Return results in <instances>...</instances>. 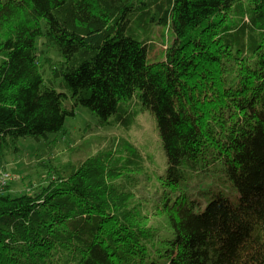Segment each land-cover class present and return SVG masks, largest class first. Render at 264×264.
<instances>
[{
    "label": "trees",
    "instance_id": "16d2710c",
    "mask_svg": "<svg viewBox=\"0 0 264 264\" xmlns=\"http://www.w3.org/2000/svg\"><path fill=\"white\" fill-rule=\"evenodd\" d=\"M154 27L168 29L161 62ZM39 38L61 58L49 81ZM79 107L100 129L151 113L169 228L146 224L131 190L139 154L91 158L0 194V264H264V0H0V171ZM215 174L237 204L200 202Z\"/></svg>",
    "mask_w": 264,
    "mask_h": 264
},
{
    "label": "rangeland",
    "instance_id": "374dc122",
    "mask_svg": "<svg viewBox=\"0 0 264 264\" xmlns=\"http://www.w3.org/2000/svg\"><path fill=\"white\" fill-rule=\"evenodd\" d=\"M149 37L152 41L150 60L161 62L165 58L167 45L165 35L168 29L154 27ZM147 36L141 32V39ZM43 38L37 40L41 70H45V79L51 80L48 59L60 62L61 58L55 48L47 47ZM59 90V87L56 88ZM130 130L121 128H98V119L87 109L79 107L75 116L67 118L64 130L50 135L47 139L35 141L21 140L20 155L6 158L0 171V186L2 194L12 196L38 192L45 186L50 177V169L73 163L76 165L88 159L101 157L102 161L111 155L115 161H124L130 153L139 154L138 159L142 169L133 173L135 187L131 188L136 195L141 209L147 216L146 224L166 231L169 223L163 208V197L171 189L162 177L166 174L167 158L162 147L156 122L149 111L139 109ZM79 162V163H80ZM105 162V161H103ZM208 178L203 186L209 194L200 197L203 206L210 197L223 192L233 204L238 203L239 194L229 184L221 179L220 174ZM6 177V185L2 178ZM199 197V196H198Z\"/></svg>",
    "mask_w": 264,
    "mask_h": 264
},
{
    "label": "built area",
    "instance_id": "2783aa9c",
    "mask_svg": "<svg viewBox=\"0 0 264 264\" xmlns=\"http://www.w3.org/2000/svg\"><path fill=\"white\" fill-rule=\"evenodd\" d=\"M1 182H2V185H6V184H7V183H6V177L2 178V181H1ZM2 190H3V188L0 186V194H1V195H3V194H2Z\"/></svg>",
    "mask_w": 264,
    "mask_h": 264
},
{
    "label": "crops",
    "instance_id": "0c3cea01",
    "mask_svg": "<svg viewBox=\"0 0 264 264\" xmlns=\"http://www.w3.org/2000/svg\"><path fill=\"white\" fill-rule=\"evenodd\" d=\"M3 167V166H2Z\"/></svg>",
    "mask_w": 264,
    "mask_h": 264
}]
</instances>
